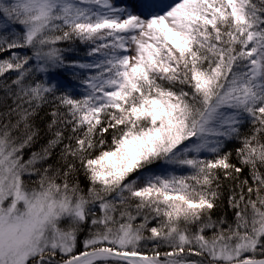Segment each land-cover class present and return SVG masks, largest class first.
<instances>
[{"label":"snow or ice","instance_id":"1","mask_svg":"<svg viewBox=\"0 0 264 264\" xmlns=\"http://www.w3.org/2000/svg\"><path fill=\"white\" fill-rule=\"evenodd\" d=\"M0 92V264H264V0H0Z\"/></svg>","mask_w":264,"mask_h":264},{"label":"trees","instance_id":"2","mask_svg":"<svg viewBox=\"0 0 264 264\" xmlns=\"http://www.w3.org/2000/svg\"><path fill=\"white\" fill-rule=\"evenodd\" d=\"M3 95V93L2 92H0V96H2ZM11 101H9V103H10ZM48 109H47V106H46V108H45V111H47ZM41 115L43 116L44 115V112H41ZM38 146L39 145H37L36 147L38 148ZM33 150H35V149H33ZM30 151V150H29ZM28 158V151H26L25 152V159H27ZM53 161H49V163H52ZM67 227V226H66Z\"/></svg>","mask_w":264,"mask_h":264},{"label":"rangeland","instance_id":"3","mask_svg":"<svg viewBox=\"0 0 264 264\" xmlns=\"http://www.w3.org/2000/svg\"><path fill=\"white\" fill-rule=\"evenodd\" d=\"M66 227V226H65Z\"/></svg>","mask_w":264,"mask_h":264}]
</instances>
